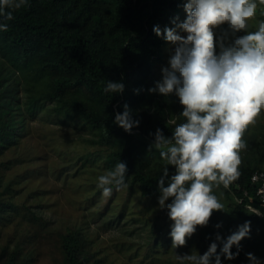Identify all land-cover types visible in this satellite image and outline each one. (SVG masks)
<instances>
[{
    "label": "rangeland",
    "instance_id": "374dc122",
    "mask_svg": "<svg viewBox=\"0 0 264 264\" xmlns=\"http://www.w3.org/2000/svg\"><path fill=\"white\" fill-rule=\"evenodd\" d=\"M117 13L112 0H94L88 13L87 30L94 31L99 22L101 37L110 47ZM262 13L264 6H259L249 31L264 20ZM186 15L184 8L172 13L164 27H174L172 21L178 17L177 23H181ZM174 48L166 42L152 59V74L137 107L140 114L152 115L163 108L173 126L179 120L175 94L165 97L148 89L162 79L161 69L168 66ZM0 79L4 81L0 85V122L5 120L8 126L0 132V207H4L0 209V264H66L63 248L69 232L77 233L80 264H180L177 255H203L208 250L202 241L207 226L198 227L184 246L172 247L173 221L168 210L159 207L158 184L148 196L137 182L128 180L127 188L117 191L113 187L110 197L102 196L98 177L114 169L111 154L127 140L117 137L109 145L100 144V128L75 112L58 114L54 105L29 114L24 84L1 58ZM243 139L247 147L240 154L239 169L264 170V112L247 128ZM162 165L165 161L159 150L150 146L138 158L136 168L149 173L162 170ZM213 192L225 205L224 211L213 212L218 215L214 225H221L217 232L226 238L250 221V237L241 241L240 253H253L264 264V221L241 217L239 202L222 185ZM246 195L244 192L242 197Z\"/></svg>",
    "mask_w": 264,
    "mask_h": 264
},
{
    "label": "clouds",
    "instance_id": "9594fccd",
    "mask_svg": "<svg viewBox=\"0 0 264 264\" xmlns=\"http://www.w3.org/2000/svg\"><path fill=\"white\" fill-rule=\"evenodd\" d=\"M27 3L0 0V17L11 21L13 13ZM259 6H264V0H186L183 22L177 23V17L174 27L153 28L175 48L168 66L161 69L162 79L148 91L165 97L175 94L183 107L184 121L175 125L171 136L157 128L151 145L165 161L158 180V204L173 221V248L184 246L198 227L207 226L213 212L224 211L213 189L221 185L227 189L240 177V154L247 147L244 133L264 112V20L256 30H248ZM0 31H8V24L0 23ZM241 32L245 34L237 35ZM124 87L119 81H107L104 91L120 94ZM114 123L130 134L140 121L133 119L125 104ZM168 166L175 168L170 177ZM126 173L127 165L120 161L98 177L104 198L112 195L113 187L117 191L128 187ZM250 232V221H245L226 238L217 233L216 242L203 255L193 252L176 258L180 264H213V258L214 264H221V256L233 260ZM246 256L250 264H261L253 253Z\"/></svg>",
    "mask_w": 264,
    "mask_h": 264
},
{
    "label": "trees",
    "instance_id": "16d2710c",
    "mask_svg": "<svg viewBox=\"0 0 264 264\" xmlns=\"http://www.w3.org/2000/svg\"><path fill=\"white\" fill-rule=\"evenodd\" d=\"M112 1L118 8L111 25L112 47L102 39L99 22L94 31L87 30L91 17L88 13L94 0H28L25 7L13 13L11 21L0 17V23L8 24V31H0V58L20 76L24 84L25 110L29 114L54 105L58 114L75 112L94 128H100V144L109 145L117 137L127 140L109 160L112 165L120 161L126 163V182H137L143 194L150 196L165 165L162 170L147 173L136 168L137 160L153 144L157 128L165 136H171L175 126L168 123L163 108L152 115L140 114L137 107L152 74V59L166 45L153 28L158 25L163 30L168 17L180 12L185 1ZM107 81L123 83V93H106ZM3 82L0 79V85ZM175 97L179 124L184 121L180 116L183 107ZM125 104L132 110L133 119L140 121L130 134L114 123L115 115L124 111ZM5 122H0V132L8 130ZM4 136L6 138L7 134ZM168 171L169 176L175 174V169L168 167ZM239 171L240 177L227 192L239 202L243 210L241 217H259L264 221V215H255L257 211L264 214V208L251 182L254 172L264 170ZM244 192L247 195L242 197ZM217 217L216 213L212 214L202 239L208 248L216 242L218 232L214 221ZM63 251L66 264H80L76 232L67 233ZM221 264H250V261L239 253L233 260L221 256Z\"/></svg>",
    "mask_w": 264,
    "mask_h": 264
},
{
    "label": "built area",
    "instance_id": "2783aa9c",
    "mask_svg": "<svg viewBox=\"0 0 264 264\" xmlns=\"http://www.w3.org/2000/svg\"><path fill=\"white\" fill-rule=\"evenodd\" d=\"M252 184L256 187V196L264 208V171H256L251 177Z\"/></svg>",
    "mask_w": 264,
    "mask_h": 264
}]
</instances>
